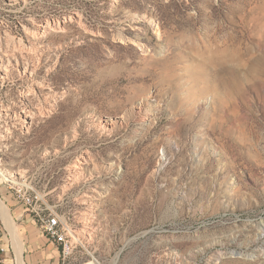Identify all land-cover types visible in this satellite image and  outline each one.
I'll return each instance as SVG.
<instances>
[{"label":"rangeland","instance_id":"rangeland-1","mask_svg":"<svg viewBox=\"0 0 264 264\" xmlns=\"http://www.w3.org/2000/svg\"><path fill=\"white\" fill-rule=\"evenodd\" d=\"M25 185L69 264H264V0H0V198L63 264Z\"/></svg>","mask_w":264,"mask_h":264},{"label":"built area","instance_id":"built-area-1","mask_svg":"<svg viewBox=\"0 0 264 264\" xmlns=\"http://www.w3.org/2000/svg\"><path fill=\"white\" fill-rule=\"evenodd\" d=\"M17 191L18 199L23 200L33 211L41 214L43 219L45 214L46 219L43 220V228L53 241L61 245L64 257L63 264H69L68 259L77 245V233L69 226L67 220L65 222L62 220L58 213H44L46 202L44 192L28 185L18 188Z\"/></svg>","mask_w":264,"mask_h":264},{"label":"bare ground","instance_id":"bare-ground-1","mask_svg":"<svg viewBox=\"0 0 264 264\" xmlns=\"http://www.w3.org/2000/svg\"><path fill=\"white\" fill-rule=\"evenodd\" d=\"M0 214L3 217L6 225L8 226L12 238H13V244L15 247V251L17 254V262L18 264H25L23 259V252H24V246L25 243L23 239L21 238L20 232L17 229V224L15 221V218L8 207V205L0 198Z\"/></svg>","mask_w":264,"mask_h":264},{"label":"crops","instance_id":"crops-1","mask_svg":"<svg viewBox=\"0 0 264 264\" xmlns=\"http://www.w3.org/2000/svg\"><path fill=\"white\" fill-rule=\"evenodd\" d=\"M23 259H24V254H23ZM24 262H25V264H26V261H25V259H24Z\"/></svg>","mask_w":264,"mask_h":264}]
</instances>
